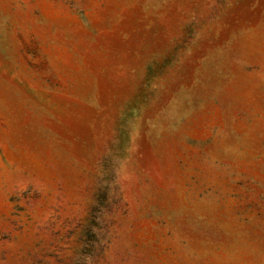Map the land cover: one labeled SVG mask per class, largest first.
Listing matches in <instances>:
<instances>
[{
  "label": "rangeland",
  "instance_id": "obj_1",
  "mask_svg": "<svg viewBox=\"0 0 264 264\" xmlns=\"http://www.w3.org/2000/svg\"><path fill=\"white\" fill-rule=\"evenodd\" d=\"M0 264H264V0H0Z\"/></svg>",
  "mask_w": 264,
  "mask_h": 264
}]
</instances>
